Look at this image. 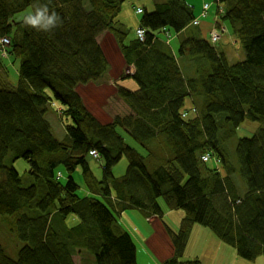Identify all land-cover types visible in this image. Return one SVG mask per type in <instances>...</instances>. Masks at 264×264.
<instances>
[{"label":"trees","instance_id":"obj_1","mask_svg":"<svg viewBox=\"0 0 264 264\" xmlns=\"http://www.w3.org/2000/svg\"><path fill=\"white\" fill-rule=\"evenodd\" d=\"M127 1L0 0V40L10 39L0 45V59L19 62L15 79L0 75V238L9 242L12 231L22 241L13 256L0 240V264H142L119 217L125 210L161 217V198L184 213L178 230L166 226L175 252L161 264H203L187 254L195 224L255 264L264 258V126L239 139L237 160L225 143L247 119L264 124V0H214L224 13L217 11L213 24L228 23L245 51L235 63L209 32L208 38L193 32L196 16L186 0L155 2L153 9L139 3L132 25L122 16ZM44 4L62 25L50 32L25 26L23 17ZM105 33L136 69L114 81L135 114L130 130L120 117L101 122L77 89L108 75L98 41ZM178 34L176 54L171 42ZM130 77L138 88L121 84ZM189 99L198 113L187 107ZM52 103L71 120L62 140L47 118ZM91 149L100 154L102 178L90 166ZM124 157L127 171L116 177L113 167ZM19 159L28 164L25 176L15 166ZM79 167L84 195L74 178ZM61 169L66 182L57 177ZM70 216L79 223L67 226Z\"/></svg>","mask_w":264,"mask_h":264},{"label":"rangeland","instance_id":"obj_2","mask_svg":"<svg viewBox=\"0 0 264 264\" xmlns=\"http://www.w3.org/2000/svg\"><path fill=\"white\" fill-rule=\"evenodd\" d=\"M159 1H163V0H128L123 5L122 16L127 22H129L130 25H132L133 10L137 4L142 3L147 5L150 9H153L154 3ZM186 1L188 4H190V6L193 7L194 14L198 13L199 7L201 9V6H203L205 3L211 4L212 15L210 19L212 18L213 20V13L217 12V8H216L217 3H215L214 0H186ZM32 11L33 9L30 8L27 12H32ZM208 14H210V11L208 12ZM23 15H21L20 17H22ZM208 18L209 16L208 17L206 16V18H201L200 19L201 23L199 25H195L196 27H194L193 32L197 30L202 37L208 38V34H207L208 30L204 29V27L206 26L204 22H206ZM192 26L194 25L192 24ZM227 27L229 33L232 34L233 33L232 29L230 28V25L228 23H227ZM98 41L101 44L105 52V55L108 58V61H110L113 64V68L118 73V75H113L109 73L111 78L120 77L121 74L127 71L129 68H133V72L135 73L136 71L135 66L131 64H127L125 62L123 56L119 53L118 46L116 45L115 41L110 37V35L106 34V36L103 37L100 36ZM222 42L223 41L220 42V45L217 48L220 52L225 53V49L223 48V46H221L223 44ZM233 44L238 45L237 39L233 41ZM230 48L235 50L233 46ZM238 49L239 50H235L238 53H234V54L232 53L234 58L230 57L229 61L231 63H235L245 59L246 56L244 54L245 51L243 50V48L239 46ZM227 52H229V48L227 49ZM12 59H13L12 60L13 63L15 64L14 66L15 70L12 73V77L15 79L17 77L16 73L19 68V62L15 59V57H12ZM7 62L9 61L5 59L3 60L0 59V69H1V65L6 64ZM10 69H11V65H10ZM109 81L110 80L108 79L106 82L108 85L110 84ZM121 84L125 85L126 87L128 86L133 90L138 88V85L135 82V80H131V79H125L121 81ZM89 85L91 86V89H88L87 91L92 93L91 94L82 93V95L85 98V101L87 102L89 109L97 116V118L103 123H109L114 118L120 117L124 122L125 128L130 130L132 126V120L134 119L135 114L127 105V103H125L122 99L119 100L118 95H117L118 98H116V96L114 95L115 90L110 86H108L103 91L100 84L101 93L95 94L96 84L90 83ZM56 106L61 107L60 103H56ZM57 107L51 106L50 110L47 113V118L50 119V123L52 125V131L55 137L59 140H62L66 137V125L71 124V120L68 117H65L64 115L59 113ZM261 126H264V124L260 122H252L251 120L247 119L237 129L236 135L225 143V147L227 148L231 156L232 154L234 155V158H236L235 160H237L238 151L241 150L239 139L241 137L252 136L253 133ZM125 128H119V132L124 136L126 142L133 148V150L136 153H138L141 157H144L146 155L145 150L130 137V135L127 133ZM157 143L158 142H156L155 144ZM239 159L241 160L240 156ZM89 163L91 168L94 170L95 174L99 178H102L103 166L98 161V159L94 157H90ZM15 166L20 173H23L21 175L25 176L24 171L28 169L27 162L24 159H19L15 163ZM127 167H128V160L126 157H124L117 165L113 167V174L116 177H120L126 173ZM245 169H246V164H245ZM62 173L63 176L61 177L60 180L62 182H66L67 175L65 174L64 169H62ZM74 178L75 181L80 185L79 194L84 195V191L87 189L83 179L82 167H79L75 171ZM239 180L242 182V179L240 177ZM159 204L163 210V215L161 217L158 215L152 217H145L140 213L131 211L133 213L132 214L129 210L122 211L123 213L121 217H119L118 215L121 224L123 226L127 225V227L125 228L128 230V232L132 236L138 235L139 239L142 241L140 244V241L138 242L134 238L135 244L137 246V252L139 256L143 259L141 260L142 264H146V262H148V258H158V256L162 258L161 262H163L165 259L173 256L175 252L172 239L168 233V229L166 226H168L172 230L175 231L178 230V228L180 227L179 218L177 214L173 213L171 210L168 209V207L165 204V201L162 198L159 199ZM174 211H178V210H174ZM178 212L181 214L180 217V223H181V220L184 217V213L182 211H178ZM74 218L76 217L70 216L67 219L66 221L67 226L73 227L79 223V221ZM0 219L4 220V216L0 215ZM137 219L141 222V224L140 222L137 221ZM133 221H135L138 224L140 230L134 229L136 228L137 225H135V222ZM3 225L8 230L4 222ZM132 226L135 227L133 228ZM11 233H12V237L9 242L5 243L1 238L0 240L3 241L7 253L9 255L14 256L15 250L20 245V243H22V241L16 236L14 232L11 231ZM10 242L11 244H13V246H10ZM14 242H16V245H14ZM226 245L227 244L222 242L215 234L211 232L209 228L195 224L192 235L191 237H189V243L187 244V254L188 257L190 258L200 259L203 262V264H227L228 256L226 254L228 253L231 255L230 259H232L233 256L230 253V250L226 247ZM80 259L81 257L79 255L76 256L77 262H80ZM231 262L237 263L236 259H232ZM151 264H155L153 259L151 260ZM242 264H252V263L244 261ZM255 264H264V258L263 257L259 258Z\"/></svg>","mask_w":264,"mask_h":264},{"label":"crops","instance_id":"obj_3","mask_svg":"<svg viewBox=\"0 0 264 264\" xmlns=\"http://www.w3.org/2000/svg\"><path fill=\"white\" fill-rule=\"evenodd\" d=\"M212 7L210 8V14H208L207 15V17L209 16V18H208V20L206 21V22H204L205 24H206V26L204 27V29H207L208 31H207V34H208V32H209V30H210V28H211V26L213 25V21H214V18H215V16H216V12L215 13H213V20H212V18L210 19V17H211V15H212ZM202 13H203V6H201V9H200V7H199V11H198V13H196L195 14V16L197 17V18H200L201 19V17H202ZM133 14L137 17V15L135 14V11L133 10ZM206 18V17H205ZM210 19V20H209ZM224 24L225 25H227V23H225L224 22ZM106 34H108V33H105V35H102L101 37H103V36H106ZM230 34V33H229ZM108 35H110V34H108ZM231 35V37L233 38H231L229 35H227V38H225L224 40H223V44L221 45V46H223V48L225 49V53L227 54V57H228V59H230V57H232V58H234V56L232 55V53L234 54V53H238V52H236L235 50H239L238 49V45H236V44H233L232 42L234 41V40H236V36L232 33V34H230ZM110 37L115 41V39L113 38V36L112 35H110ZM116 43V42H115ZM238 44V43H237ZM117 45V44H116ZM171 45L173 46V49H174V51H175V53L177 54V51H178V48H179V45H180V39H179V34H178V37H177V35H176V37L172 40V42H171ZM234 47L235 48V50H233L232 48H230V47ZM229 48V52H227V49ZM234 51V52H233ZM119 53L122 55V53H121V51H120V49H119ZM123 56V55H122ZM111 60V59H110ZM111 62L109 61V64H110ZM10 64H11V62H8L5 66H2L1 65V69H0V75H2L4 78H6V79H9V80H13V78H12V73L14 72V65L13 64H11V65H13V66H11V69H10ZM112 64V63H111ZM110 64V67H109V71H108V75L103 79V81L101 82V88L103 89V91L108 87V86H110V87H112L114 90H115V93H114V95L116 96V98H118L117 97V93H116V87H115V85H114V81L117 79V78H119V77H116V78H114L113 76V78H111L110 77V75H109V73H111V74H113V75H118V73H117V71L113 68V64L111 65ZM125 74H128V75H133L134 74V72H133V68H129L127 71H125L124 72ZM110 80L109 82H110V84L108 85L106 82H107V80ZM128 79H131V80H133L131 77L130 78H128ZM78 91H79V93L82 95V93H88V94H91L92 92H88L87 90L88 89H91V86L88 84V85H81V86H79L78 88ZM96 93H98V94H100L101 93V91H100V84H96L95 85V94ZM82 97H83V95H82ZM84 98V97H83ZM119 100L121 99V98H118ZM84 101H85V98H84ZM195 100L194 99H189L188 101H187V107L191 110V108H193V107H195ZM85 103H86V105H87V102L85 101ZM88 106V105H87ZM192 113V112H191ZM49 119V118H48ZM49 121H50V119H49ZM52 126V125H51ZM84 193H86V190L84 191ZM173 213H175V214H177V216H178V218H179V224H180V217H181V214L178 212V211H174V210H171ZM132 213V212H131ZM133 214V213H132ZM122 216V215H121ZM74 219H77V218H74ZM78 220V219H77ZM137 221L138 222H140L138 219H137ZM133 222H135V221H133ZM140 224H141V222H140ZM135 225H137L136 226V228H134L135 226H132L134 229H136V230H140V227L138 226V224L135 222ZM124 227H127V225L126 226H124ZM135 231V230H134ZM212 235V234H211ZM138 242L140 241V244H141V240L139 239V236L138 235H135V236H133ZM226 247L230 250V253L232 254V256H233V258L232 259H236V262L237 263H234V264H242L243 263V261L240 259V258H238V256H236L237 254L235 253V250L233 249V248H231V247H229V246H227L226 245ZM232 252H234V253H232ZM160 255V254H159ZM226 255H228V253L226 254ZM235 255V256H234ZM230 257H231V255H229ZM141 258V257H140ZM154 260V262H155V264H161V260H162V258H160L159 256H158V258H148V262H146V264H151V260ZM232 259H230L229 260V262H228V264H233L231 261H232ZM141 260H143L142 258H141Z\"/></svg>","mask_w":264,"mask_h":264},{"label":"clouds","instance_id":"obj_4","mask_svg":"<svg viewBox=\"0 0 264 264\" xmlns=\"http://www.w3.org/2000/svg\"><path fill=\"white\" fill-rule=\"evenodd\" d=\"M23 23L37 31L50 32L62 25L63 21L55 10H50L48 4H44L42 7H37L34 12L26 14Z\"/></svg>","mask_w":264,"mask_h":264},{"label":"built area","instance_id":"obj_5","mask_svg":"<svg viewBox=\"0 0 264 264\" xmlns=\"http://www.w3.org/2000/svg\"><path fill=\"white\" fill-rule=\"evenodd\" d=\"M217 7H218V2H217ZM211 8V4L209 3H205L203 5V13H202V18H205L208 14V12L210 11ZM220 10L217 9L218 12L220 13H224V7L223 5L220 6ZM142 9L139 8L138 12H141ZM222 15H220L221 17ZM217 18V17H216ZM193 25H199L200 24V18H196L193 20L192 22ZM146 30L144 28H139L137 30V34L138 37L141 39H144V34H145ZM228 34V29L226 27V25L223 23L222 25H215L213 24L211 31L209 33L210 39L212 42L217 43L219 41H221L226 35ZM10 43V39L8 37H4L2 40H0V45H7ZM5 55L4 52H1V56ZM193 112L194 113H198V111L196 110V108H193ZM187 112L183 113V116H186ZM94 158H99L100 159V154L98 151H93L90 153ZM63 173L62 171H58L57 177H62Z\"/></svg>","mask_w":264,"mask_h":264},{"label":"bare ground","instance_id":"obj_6","mask_svg":"<svg viewBox=\"0 0 264 264\" xmlns=\"http://www.w3.org/2000/svg\"><path fill=\"white\" fill-rule=\"evenodd\" d=\"M220 42V41H219ZM219 42H217V43H214V42H212L213 43V45H215L216 46V48L220 45V43ZM218 49V48H217ZM52 106H54V103H52ZM195 106L196 107H198V104H197V102H195ZM252 122H256V121H252ZM93 151H97L96 149H91V151L90 152H93ZM205 155V154H204ZM203 155V156H204ZM62 170V169H61ZM65 223H66V221H65ZM67 225V224H66ZM212 232V231H211ZM213 233V232H212ZM214 234V233H213ZM228 257H230V256H228Z\"/></svg>","mask_w":264,"mask_h":264}]
</instances>
